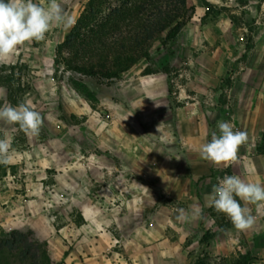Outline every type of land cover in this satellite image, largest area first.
<instances>
[{
    "label": "rangeland",
    "instance_id": "rangeland-1",
    "mask_svg": "<svg viewBox=\"0 0 264 264\" xmlns=\"http://www.w3.org/2000/svg\"><path fill=\"white\" fill-rule=\"evenodd\" d=\"M88 1L59 0L76 21ZM188 7L175 39L166 45L156 41L149 62L107 87L86 80V89L76 88L80 77L57 62V48L74 26L53 28L45 40L26 43L0 63V107L27 98L43 117L36 136L0 122V139L7 133L14 152L12 163L0 164V239L13 231L32 232L46 243L51 261L62 264L63 248L75 244V237L68 243L64 238L85 217H96L101 233L122 234L127 206L141 201L134 195L163 190L149 172L180 154L172 150L179 143L171 121L175 108L200 102L230 112L232 97L248 93L249 83L264 95V67L252 69L264 66V0H188ZM115 170L132 182H120ZM155 211L154 206L147 211L149 228ZM210 213L222 231L234 226L214 207ZM210 235L207 231L201 242ZM183 251L190 264H229L205 249ZM237 254L230 264H263L244 250Z\"/></svg>",
    "mask_w": 264,
    "mask_h": 264
},
{
    "label": "crops",
    "instance_id": "crops-1",
    "mask_svg": "<svg viewBox=\"0 0 264 264\" xmlns=\"http://www.w3.org/2000/svg\"><path fill=\"white\" fill-rule=\"evenodd\" d=\"M253 67L260 70L264 66ZM252 84L249 83L248 93L232 97L235 107L230 112L221 105L208 108L200 102L199 105L188 102L175 108L171 121L179 143L172 150L179 151V159L164 168L159 164L156 172H149L150 177H157L160 186L163 184L161 192L155 195L141 190L139 196L134 195V199L141 201L132 200L127 206L125 220L128 224L123 226L122 234L119 233L122 247L111 250V235L101 233L96 217L89 215L84 218V225L71 229L64 238L68 243L75 237V244L72 249L63 248L62 264H190L188 254L183 251L187 246L196 249V254L205 249L214 260L229 264L238 257L239 250H244L264 264V208L258 211L255 205H249L255 217L249 229L241 231L233 226L222 231L215 225L210 213L212 207L205 201L213 186L218 184V178L222 179L228 171L264 185V155L259 153L264 133V95L251 89ZM220 121L233 124L234 131L248 134L247 142L239 147L237 160L227 167L214 165L200 156V147L211 140L212 132L219 134L217 124ZM141 172L146 170L141 169ZM236 199L244 206L239 197ZM168 203L173 204L170 216ZM193 205L202 208L200 218L188 222L176 219V209L189 210ZM153 206L156 211L150 221L155 225L149 228L147 211ZM207 231L213 237L202 243Z\"/></svg>",
    "mask_w": 264,
    "mask_h": 264
},
{
    "label": "trees",
    "instance_id": "trees-1",
    "mask_svg": "<svg viewBox=\"0 0 264 264\" xmlns=\"http://www.w3.org/2000/svg\"><path fill=\"white\" fill-rule=\"evenodd\" d=\"M188 11V0H89L58 46L57 62L80 77L76 88L86 89V80L107 87L149 62L156 41L175 39ZM259 153L264 155V133ZM46 246L32 232L13 231L0 239V264H55Z\"/></svg>",
    "mask_w": 264,
    "mask_h": 264
},
{
    "label": "clouds",
    "instance_id": "clouds-1",
    "mask_svg": "<svg viewBox=\"0 0 264 264\" xmlns=\"http://www.w3.org/2000/svg\"><path fill=\"white\" fill-rule=\"evenodd\" d=\"M75 23V18L63 10L59 0H0V63L11 60L26 43L45 40L53 28L67 30ZM0 122L18 125L25 134L36 136L40 133L43 117L26 98L17 106L5 103L0 107ZM217 127L219 134L212 132L211 140L201 145L200 156L214 165L227 167L237 160L239 147L247 142L248 134L234 131V125L229 122L220 121ZM13 157L12 140L6 133L0 139V164L12 163ZM236 197L244 202V206ZM205 201L207 206L230 218L237 230L244 231L255 221L249 205H255L258 211L264 208V185L239 175H225L218 178V184L213 186ZM176 211L178 221L188 222L200 218L203 210L193 205L189 210L178 208Z\"/></svg>",
    "mask_w": 264,
    "mask_h": 264
},
{
    "label": "built area",
    "instance_id": "built-area-1",
    "mask_svg": "<svg viewBox=\"0 0 264 264\" xmlns=\"http://www.w3.org/2000/svg\"><path fill=\"white\" fill-rule=\"evenodd\" d=\"M115 173L117 174V176L120 178V182L128 185L132 182V178L131 177H128L126 176V174L122 171V170H115ZM129 192V191H128ZM130 197H128V199H126L124 202H122V205L126 204V203H129ZM111 237H112V243L110 244L111 247H119L121 246L122 242H123V239L121 237V235H119V233H117L116 231H109L108 232Z\"/></svg>",
    "mask_w": 264,
    "mask_h": 264
}]
</instances>
